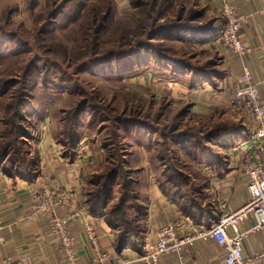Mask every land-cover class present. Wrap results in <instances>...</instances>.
<instances>
[{"label": "rangeland", "instance_id": "1", "mask_svg": "<svg viewBox=\"0 0 264 264\" xmlns=\"http://www.w3.org/2000/svg\"><path fill=\"white\" fill-rule=\"evenodd\" d=\"M192 10L189 0H0V167L33 176L44 147L87 153L86 211L99 204L114 219L139 213L150 180L203 175L209 150L224 153L217 132L245 116L218 89L229 50L173 29L199 26Z\"/></svg>", "mask_w": 264, "mask_h": 264}, {"label": "crops", "instance_id": "2", "mask_svg": "<svg viewBox=\"0 0 264 264\" xmlns=\"http://www.w3.org/2000/svg\"><path fill=\"white\" fill-rule=\"evenodd\" d=\"M199 8L200 22L214 27H222L220 16L225 1L236 4L246 20L241 36L251 51L241 59L231 51H225L224 63L228 72L222 78L218 89L228 93V108L233 114L241 117L243 130L234 133H222L215 136L223 154L209 150V155H217L210 163H203L198 172L203 175H189L188 186L191 189V201L187 203L185 195L172 197L163 185L150 180L141 191V210L137 214V224L144 226V238H155L158 231L170 220L190 217L196 223L210 225L223 212L235 210L245 204L248 198V176L246 165L259 153L257 139L254 137L256 124L242 110L232 106L235 95V82L243 70V65L251 68L255 80L264 98V0H189ZM210 15L209 18L202 17ZM206 21V23H204ZM200 23V24H201ZM191 37V34H187ZM217 84V83H216ZM207 88V87H206ZM231 89V91H230ZM211 91V90H210ZM201 104H196L198 107ZM202 106V105H201ZM204 108V107H203ZM48 140L42 143L47 144ZM49 143V142H48ZM43 146V145H42ZM77 152V151H75ZM206 158L208 152L204 153ZM219 154V155H218ZM41 171L29 177L11 174L0 167V198L4 228L1 233L6 242H0V264H66L58 250L56 237L52 234L48 221L44 216L35 221H27L31 212L34 190L50 187L56 194H64L62 204L57 211L65 216L77 211L86 210L85 199V166L90 164L87 153H76L66 156L56 146L49 145L40 149L38 155ZM142 199V198H141ZM94 222L98 228L101 245L104 249L118 254L137 252L131 245L118 248L119 227L112 225L107 219L104 208L97 212L91 209ZM196 213V215H195ZM254 220L249 219L243 229L251 228ZM71 229L77 237V250L80 263L90 264L93 248L88 242L83 224L79 218L71 221ZM245 255H254L264 250V231L257 230L248 234L243 242ZM7 263L5 260L9 259ZM224 250L215 241H198L191 248V254L184 260L176 253L162 257V264H224Z\"/></svg>", "mask_w": 264, "mask_h": 264}, {"label": "built area", "instance_id": "3", "mask_svg": "<svg viewBox=\"0 0 264 264\" xmlns=\"http://www.w3.org/2000/svg\"><path fill=\"white\" fill-rule=\"evenodd\" d=\"M222 15L225 24L213 40L219 41L229 51L244 59L251 51L241 36L245 15L231 1L224 2ZM231 103L235 109L244 111L254 120V137L258 141L259 150L245 167L248 198L238 209L223 212L210 225L196 223L185 216L170 220L155 238H144L141 251L132 254H118L104 249L90 212L82 210L60 215L57 209L62 204L64 194H56L48 186L32 192L33 204L31 212L26 216L27 221H35L42 216L46 218L66 264H81L76 247L77 237L71 229V221L75 218L81 220L87 240L93 248L90 264H162V257L172 253L184 260L191 254V248L196 242L209 240L223 248L224 264H264V250L254 255H245L243 248L244 239L249 233L264 231V98L259 83L247 65H243L241 74L236 78L235 95ZM2 205L0 198V242L5 243L6 237L1 233L4 228ZM249 219L254 220V225L243 229V224ZM5 261L8 263L10 258Z\"/></svg>", "mask_w": 264, "mask_h": 264}, {"label": "trees", "instance_id": "4", "mask_svg": "<svg viewBox=\"0 0 264 264\" xmlns=\"http://www.w3.org/2000/svg\"><path fill=\"white\" fill-rule=\"evenodd\" d=\"M200 12L199 11H195L192 10L191 11V17H193V20L195 18L199 19L200 18ZM192 19V18H191ZM223 27V26H222ZM222 27H214L213 25H211V23L209 24H199V26L197 25L196 27H190V25L188 26H183V27H175L173 29L175 30H181L184 31L185 34H191L194 36H200V34H205V36L209 35V36H216L218 31L222 28ZM158 31H153L151 34V36H154L157 34ZM188 36V35H187ZM239 125V124H238ZM240 127L237 128L235 127L234 129L231 128H225L222 131L217 132V135L215 136H220L222 133H234V132H240L243 130V125L240 124ZM240 130V131H239ZM7 156V154L5 153L1 160H3L5 157ZM0 160V163H1ZM7 172H9L8 170H5ZM114 171V170H113ZM111 171L110 172V176L111 177L114 172ZM9 173L11 174H20L24 177H29L26 175V173H24V171H19L18 169H16V172L14 171H10ZM184 177V176H182ZM171 179H173V181H171L172 184L169 183V179L166 178V184L164 185L163 189L166 191H170L171 195L173 198H175L177 195H185V197L187 198V203H189L191 201L190 197L192 196L191 194V189L188 186V183L190 182V178L189 176H186V180L184 181V183H179L178 181H176L177 176H172ZM168 184V185H167ZM108 186L106 185L104 188V191L102 192V195H107L106 193H108ZM125 200L123 199L121 202L123 203ZM121 203V204H122ZM124 205V203H123ZM98 207H94L92 208L93 212H97L101 209V206L98 204ZM122 206V205H120ZM134 208L137 209V211L140 212L141 210V206L137 205L134 206ZM196 215V213H195ZM111 215H106V219L112 224L115 225L117 227H119L120 229V235H119V239H118V248L119 249H123L129 245H131L134 249H136V251H141V247L144 241V235L140 229V226L137 224V214H133L131 218L125 217L126 219H114L110 217Z\"/></svg>", "mask_w": 264, "mask_h": 264}]
</instances>
